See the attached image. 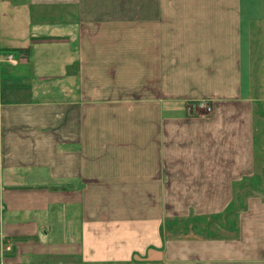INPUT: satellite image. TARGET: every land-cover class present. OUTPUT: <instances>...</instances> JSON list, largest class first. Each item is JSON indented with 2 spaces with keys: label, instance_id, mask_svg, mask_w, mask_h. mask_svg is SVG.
<instances>
[{
  "label": "crops",
  "instance_id": "1",
  "mask_svg": "<svg viewBox=\"0 0 264 264\" xmlns=\"http://www.w3.org/2000/svg\"><path fill=\"white\" fill-rule=\"evenodd\" d=\"M2 2L0 264H264V0Z\"/></svg>",
  "mask_w": 264,
  "mask_h": 264
},
{
  "label": "rangeland",
  "instance_id": "2",
  "mask_svg": "<svg viewBox=\"0 0 264 264\" xmlns=\"http://www.w3.org/2000/svg\"><path fill=\"white\" fill-rule=\"evenodd\" d=\"M12 2L13 3V1L14 0H6V2ZM4 8V9H3ZM8 9H10V11H8ZM3 13H8L6 16H8V15H16V11H14V9L13 8H11L9 5H6L5 7H4V3L2 2V0H0V17L2 16V14ZM7 19V20H6ZM2 17H1V19H0V27H1V24H2ZM5 20H6V22H4V24H8V25H10V26H12L13 27V23H15V22H13V21H10L9 20V18H5ZM5 26V25H4Z\"/></svg>",
  "mask_w": 264,
  "mask_h": 264
},
{
  "label": "built area",
  "instance_id": "3",
  "mask_svg": "<svg viewBox=\"0 0 264 264\" xmlns=\"http://www.w3.org/2000/svg\"><path fill=\"white\" fill-rule=\"evenodd\" d=\"M7 59H11L10 56H7ZM186 108L188 110H191L192 108H197V109L207 113L210 110V104L206 101L191 102V103L186 105Z\"/></svg>",
  "mask_w": 264,
  "mask_h": 264
}]
</instances>
